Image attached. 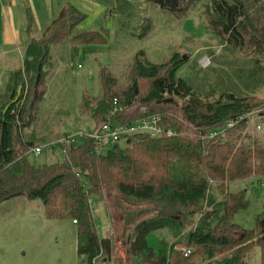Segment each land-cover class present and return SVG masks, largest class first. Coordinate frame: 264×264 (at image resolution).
Listing matches in <instances>:
<instances>
[{
    "label": "trees",
    "instance_id": "1",
    "mask_svg": "<svg viewBox=\"0 0 264 264\" xmlns=\"http://www.w3.org/2000/svg\"><path fill=\"white\" fill-rule=\"evenodd\" d=\"M101 1L107 2V14L117 20L115 34L120 32L123 25L116 16L132 2ZM144 1L175 19L200 14L210 40L222 50L217 60L209 56V65L202 68L209 75L208 92L196 91L187 79L176 75L187 59L175 51L161 63L144 59L142 51L136 53L124 87L106 67H100L98 95L84 92L78 105L91 120L81 131H91L108 117L132 123L159 115L162 128L175 135L151 138L134 134L123 142L130 147L117 143L96 156L90 138L83 135L82 144L69 139L59 143L69 137L61 132L47 139L43 147L58 144L62 159L32 166L26 153L37 146L34 133L26 132L35 121L45 123L38 113L53 49L67 43L73 52L91 55L109 43L103 27L79 31L85 14L64 5L41 34L30 40L22 66L11 72L0 93V203L24 197L39 201L48 219L75 221L80 264L99 259L108 262L114 255L111 238L97 236L91 209V200L100 202L106 194L122 206L123 233L129 231L122 244L124 259L116 258L114 264H194L195 255H199L196 262L207 264H248L256 247L258 264H264V208L253 230L235 224L234 216L248 206L247 189L229 190L231 183L264 177V146L241 140L249 117L264 114V96L258 99L254 95L259 87L264 88V66L256 57L246 59L250 54L264 55V0ZM33 28L27 10L28 35ZM227 50L237 58L222 62ZM19 85L22 88L14 101ZM114 100L129 107V112L110 115ZM47 122L49 125L50 120ZM229 122L233 125L228 127ZM215 193L219 199L214 198ZM150 233L155 234L157 253L146 243ZM169 233L180 239L165 241Z\"/></svg>",
    "mask_w": 264,
    "mask_h": 264
},
{
    "label": "rangeland",
    "instance_id": "2",
    "mask_svg": "<svg viewBox=\"0 0 264 264\" xmlns=\"http://www.w3.org/2000/svg\"><path fill=\"white\" fill-rule=\"evenodd\" d=\"M77 1L81 0L75 2L86 16L82 26L89 19L93 23L90 30H96L100 25L98 23H101L107 31L109 43L107 47L91 55L79 53L80 51L73 52L67 43L53 49L50 63L46 67L49 70L46 94L40 102L38 113L40 120L45 123L35 121L26 132L27 135L34 133V138L37 139H34L35 146H44L43 143H46L47 139L51 140L54 134L58 135L61 132L69 133L72 142L82 144L84 138L80 134L81 127H85L91 120L78 110L81 95L84 92L91 96L98 95L97 70L100 67H106L116 77L120 86H123L132 61L136 59L134 56L139 51L143 52L144 59L152 63H161L170 58L174 51L177 52L187 61L176 75L187 79L196 91L202 94L208 92L210 86L206 78L209 75L203 72L199 60L202 57L210 58L209 56H212V60H217L222 50L220 45H215L210 40L207 29L202 26L200 14H189L185 19H175L156 5L144 0H131L133 6L125 4L119 10L121 15H114L121 18L119 21L123 25L121 31L117 30L115 34L113 21L107 18L103 20L102 7L99 10L98 1H93L98 9L91 6L86 8ZM108 1L111 3L113 0ZM198 11L202 14L204 12L203 8H199ZM96 16H99L98 23L94 19ZM192 17L196 19L197 24L191 21ZM203 17L205 19L204 15ZM143 32L146 36L133 37ZM236 56L237 54L227 50L223 53L222 62L225 59L231 62L237 58ZM250 56L246 59L253 60L256 57L264 66V55ZM239 57L241 58V55ZM2 87L3 82L0 81V93ZM254 95L261 99L264 96V88L259 87ZM91 106L94 107V103H91ZM262 108L256 111L259 112ZM47 120H50L49 125ZM241 136L243 141L252 140V143L264 146V114L262 117L257 114L250 116ZM247 137L249 139H245ZM40 138L45 140L41 142ZM119 145H124L125 148L131 146L123 142ZM62 157L58 144L43 147L38 156H34L31 150L26 153L28 163L34 167L60 161ZM244 187L247 189L248 206L234 216L233 222L245 229L253 230L256 217L264 208V177L231 183L229 190L237 191ZM214 196L215 199H219L216 193ZM91 209L97 236L110 237L114 247V255L108 262L99 259L96 264H114L116 258L123 260L122 244L129 231L123 233L125 214L122 206L118 205L113 196L106 194L100 202L92 199ZM171 232L174 234V231ZM169 234L164 237L167 242L179 238ZM76 243L77 227L71 219H48L39 201L17 197L0 203V264H80L81 258L77 255ZM146 243L154 253H157L158 246L154 233L147 235ZM198 256H194V264H207L199 260L196 262ZM258 263L259 249L256 247L249 254L248 264Z\"/></svg>",
    "mask_w": 264,
    "mask_h": 264
},
{
    "label": "crops",
    "instance_id": "3",
    "mask_svg": "<svg viewBox=\"0 0 264 264\" xmlns=\"http://www.w3.org/2000/svg\"><path fill=\"white\" fill-rule=\"evenodd\" d=\"M75 1L0 0V81L3 82V87L1 89L2 91L6 86L11 72L22 66L24 51L27 48L30 40L32 38H37L41 34V32L48 26L51 20L57 16L61 7L66 4H70L77 10L83 12ZM93 1H98L99 10L102 7L103 20L107 18L113 21L112 27L113 32H115L116 21L115 18L107 14V2L101 0H81L77 2H81V6L84 5L86 8L91 6L98 9ZM27 10H29L31 13L34 21V28L31 35H28L26 32ZM192 18V20H189L194 21V24H197L196 19L194 17ZM94 19L96 20V23L99 22V16H96ZM82 24L78 27L79 31L90 30L91 24L93 23L88 19L84 26H82ZM98 24H100L99 28L102 27L101 23ZM201 32H199V34H201ZM262 116L263 115L259 117ZM102 261L105 262L104 259Z\"/></svg>",
    "mask_w": 264,
    "mask_h": 264
},
{
    "label": "built area",
    "instance_id": "4",
    "mask_svg": "<svg viewBox=\"0 0 264 264\" xmlns=\"http://www.w3.org/2000/svg\"><path fill=\"white\" fill-rule=\"evenodd\" d=\"M199 65L202 68L207 67L209 65V58H200ZM141 109L144 108L141 107ZM119 112L126 114L129 112V107L119 105L117 101L114 100L110 115L114 116ZM232 125L233 123L230 122L227 124L228 127ZM138 133L147 134L151 138H159L162 136L171 137L175 135V132L171 129L162 128V126L160 125L159 115H148L132 123H124L121 120H117L115 118L110 119L108 117L106 118V120L100 122L91 131H81L80 134L91 139L93 153L96 156H100L105 154L106 151L113 147L115 144L124 142L130 136ZM68 139L70 140L69 137L67 139L62 138L59 140V143H64ZM42 148L43 146H37L32 148L31 151L33 152L34 156H38ZM74 222L75 221H73V223ZM188 252L189 251H186L184 255H187ZM92 264H96V262L93 261Z\"/></svg>",
    "mask_w": 264,
    "mask_h": 264
},
{
    "label": "water",
    "instance_id": "5",
    "mask_svg": "<svg viewBox=\"0 0 264 264\" xmlns=\"http://www.w3.org/2000/svg\"><path fill=\"white\" fill-rule=\"evenodd\" d=\"M38 78H39V76L37 75V80H36V81H38ZM36 85H37V83H36ZM36 85H35V87H34V90H36ZM21 88H22V85H19L18 88H17V91H16L17 95H16L14 101L17 100V98H18V96H19V94H20ZM35 95H36V93H35ZM31 103H32V102H31ZM31 103H30V105L28 106V110H29L30 107H31ZM7 107H8V106H6L5 109L3 110V114L6 112Z\"/></svg>",
    "mask_w": 264,
    "mask_h": 264
}]
</instances>
